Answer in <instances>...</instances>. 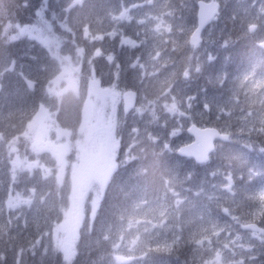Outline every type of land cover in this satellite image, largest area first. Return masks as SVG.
<instances>
[{
	"label": "trees",
	"instance_id": "trees-1",
	"mask_svg": "<svg viewBox=\"0 0 264 264\" xmlns=\"http://www.w3.org/2000/svg\"><path fill=\"white\" fill-rule=\"evenodd\" d=\"M142 1L85 0L82 7L77 5L69 12L65 11L69 0H0V19H11L13 22L24 25L31 24L37 19L38 9L42 8L40 12L42 11L44 20L53 24L64 23L74 31L73 40L70 39L68 31L60 35L61 56L67 55L70 61L81 69L82 77L90 74L89 58L93 49L101 47L105 54L115 57L112 63L107 62L103 56L92 59L96 78L102 81L101 86H108L112 82L114 73L118 71L119 75L122 74L126 78V87H131L133 82L129 80V76L135 71L131 68V64L136 61L138 53H136L137 49L122 45L120 40L124 36L132 37L137 32L140 35V25L136 22V18L131 20V23L123 24L108 16L115 13L120 6L134 4L137 7L136 4ZM248 1L250 0H228L226 8L222 5L218 15V26H216L218 32L211 40L215 60L204 64L201 73L195 74L186 83L187 88L180 89L186 97L179 101V105L184 108L183 112L193 116V112L198 110L203 113L202 117H195L192 120L197 125L219 128L229 125L233 129L235 125H238L239 115L241 117V114L247 111L255 115L257 112L264 113V106L258 102L262 96L260 91L263 92V89H256L255 93L245 92L244 87H238L237 80H234L250 66L248 52L252 42L249 39H253V36H250L251 34L247 31L250 27L248 24L255 20L248 16L249 12L246 13L241 9V6H246ZM25 4L28 6L25 7ZM162 9L168 13L159 14L165 13L172 26L191 27L195 22L196 7L185 8L180 0H167ZM224 12L226 15L223 16ZM85 24L90 26L93 34L104 33V40L90 42L80 37ZM112 31L116 32L115 37L107 35ZM7 39V33L0 36V44ZM217 41H220V45ZM225 42L226 45L222 46ZM78 48L86 50L82 57L77 53ZM201 58L202 63H206L204 62L206 57ZM11 61H14V68L9 70ZM221 69L224 70V78H220L223 74L218 76V70ZM61 73L60 63L50 58L48 51L39 41L30 39L26 35L9 45L4 51L0 50V264H64L62 252L55 247L52 239L54 228L52 225L53 221L58 223L62 215L60 212L56 216L57 206H64V208L71 206L69 196L73 190L72 182H74L73 178H70L73 155L71 153L68 156L71 160L65 169L63 181L58 183L56 181L58 168L55 160L42 153L35 157L29 140L22 137L27 120L33 114L32 109L38 110L40 103H44L52 114L50 127L60 131L75 132L77 130L82 96H76L69 91H64L59 97L48 96L42 91L47 88L48 80L61 76ZM25 79L36 81L34 91L28 89ZM220 81L221 84L218 83ZM62 87L63 85L59 83V88L62 89ZM151 96L156 100H160L161 97L153 87ZM192 97L193 103L189 106L186 101ZM205 103L211 106L207 115L204 111ZM233 105L237 107L235 111L229 109ZM22 110H27V116L21 115ZM150 117L148 115L146 118ZM154 122L159 124L160 119L155 118ZM154 126L149 128L150 132ZM162 127L163 132L155 142L147 138L139 139L136 136L132 143H135L137 150L130 148L129 136L130 133L133 134L131 129L134 128L126 124L123 132L121 129L120 133L125 136L121 138L120 150L115 158L117 167L107 180L104 198L94 222L89 218L90 201L96 189L92 181L82 201L85 218L78 229L74 264H116L114 257L117 254L130 255L132 258L128 264H172L174 261L187 264L193 244L183 235L184 238L179 239L169 252H151L146 257L139 250L130 252L129 249L122 247L117 252L111 247L113 241H118L120 213L142 197H146L149 201L157 196L163 197L164 180L172 177L179 181L174 185L178 191L192 198L195 203L202 201L206 205L203 208L199 207L204 214L207 212L211 217L219 218L226 223V226L230 223L229 218L235 216L237 228H233L235 231H242L244 229L240 228L241 223L249 221L257 213L261 216L259 226L264 230V207L260 200H256L257 196L253 199L257 189L264 184V151H261V148H264V135L255 131H242V135L250 139L251 142L248 144L253 145V149L240 147L235 152L236 155L214 152L208 163L195 165L189 159L176 156L173 146L168 149L163 147L168 144L169 132L173 127L170 126V122H164ZM182 131L184 132V129ZM145 133L147 130L141 132V134ZM12 136L18 137L16 147L21 159H36L41 165L52 169L53 175L49 179H44L38 168L31 172L27 170L16 172V181L13 182L8 151V140ZM178 139L184 143L186 137L181 136ZM129 155L134 158H129ZM228 159L234 160L231 167L226 163ZM229 175L233 183L228 189H231L232 194L230 198H224L220 194L223 201L221 204H216L218 201L215 198V185L217 181L225 180L227 183ZM32 188L36 189V194L30 205L8 209L9 195L16 192L27 198L31 195ZM135 232L136 230H132L131 233L125 231V242L130 240L131 234L134 235ZM105 234L111 238L109 241L102 239ZM262 235L264 234L259 237ZM142 238L149 239L143 232ZM164 239L171 243L174 237L169 232L167 236L166 233L159 235V240ZM159 240L155 237L150 241V245L154 247ZM258 246H264V242L258 243ZM237 251L240 258L246 254L244 246ZM163 257H166L168 261ZM256 259L259 264H264L263 256Z\"/></svg>",
	"mask_w": 264,
	"mask_h": 264
},
{
	"label": "rangeland",
	"instance_id": "rangeland-1",
	"mask_svg": "<svg viewBox=\"0 0 264 264\" xmlns=\"http://www.w3.org/2000/svg\"><path fill=\"white\" fill-rule=\"evenodd\" d=\"M180 1L185 8H192L197 0ZM219 1L224 4L223 8H226L227 0ZM165 3H167V0H143L141 3L136 4L138 5L137 7H135L134 4L131 6H120L115 13H111L108 16L110 19H112L113 15L118 16L122 10H128L127 14L129 17H131V19L117 21H121L123 24H128L131 23V20L136 18V22L140 25V35L137 32L132 37L124 36V38H121V40L130 39L133 41L135 44L134 47L127 44L125 45L128 48L137 49L136 53H138V56L136 61L131 64V68L135 70L134 72H131L129 76V80L133 82L131 87H126L127 81L122 74L119 75L118 79L114 75L112 82L108 86L104 87L100 85L102 88H108L112 85H115L116 87L114 90L120 93V96L116 99L115 103L112 102L111 97L100 100L95 123L97 125L98 133H102L108 121L113 120L116 125V138L120 141V144L122 141V136H125L124 134H121L120 131L122 129L121 132H123L126 124H129V126H132V128L137 129L138 131L136 132L131 129L133 134L130 133L129 136V140L131 138L130 148H133V150H137L135 143H132L133 140L135 141L136 136H138L139 139L147 138V140L151 142H155L158 138H160L159 136L163 132L162 124L164 122H170V126L173 127V129H179L177 136L172 137L169 135V148L173 146V148L176 149L179 145L183 144V142H180V139H178L181 136L186 137L184 143L190 141L187 139V134L183 132L182 129L185 130L190 123L194 124L192 120L195 117L199 118L203 116V113L200 112V110L196 111L195 113L193 112L194 116L189 113H185L184 116L179 114H171L165 110L164 105L175 102L178 105L179 111L183 112L184 108L179 105V101L185 99L186 97L183 93H181L180 89L187 88L188 85H186V83L190 81L195 74H200L203 65L210 63L212 60V57H210L212 55L211 40L213 37H216V32H218V28L216 26H218L217 22L219 17L215 18L212 23H210V25L203 31L202 42L193 48L188 44V37L194 28L195 22L191 27H183L181 25L172 26V24L167 20V15H165V13L161 15L159 14L162 12H167L162 9ZM241 9L246 13L249 12L248 16H251V18L255 20L248 25H254L256 27L253 31L256 35L260 33L258 40L264 39V0H250L246 2V6L242 5ZM40 10H42V8L38 9L37 13L40 12ZM224 15H226L225 12L223 13V16ZM43 16L44 15H42V17L37 16V19L34 23L26 25L35 26L36 28L42 29L44 36H56L59 37L61 41L60 35L67 32L63 27H61V25L65 24L60 22L53 24L52 22L44 20ZM257 19H261V21L258 22ZM161 21H163V25L167 26L170 31H163V27L160 30L156 29V24L160 23ZM72 33H74L73 30ZM26 36L30 39H34L29 35ZM250 36H252V34ZM80 37H83L82 33L80 34ZM70 39H74V35L71 33ZM34 40L40 42L38 39ZM225 45V43L222 44V46ZM59 51L60 55H62L61 50ZM157 53H159L158 56L156 55ZM250 54L257 56L263 55L255 46L253 47ZM203 56L206 57V61H204L206 63H202L201 57ZM71 64L78 70L73 75L76 79V88L78 89L79 95L73 91V85L70 80L62 78L60 79L59 83L63 85L62 89H66V91L74 93L76 96H82L83 98L87 93L86 86L89 75L87 77H82L81 69L78 66L76 67L72 62ZM133 65L135 66L133 67ZM60 66L63 72V66L61 64ZM251 67L252 68L247 72L240 74L234 79L237 80L238 87H244L245 92H250V85L253 82L258 81V78L259 81L262 80L261 78L264 79V74L256 76L258 72L255 71L256 67H261L264 69V65L261 60L258 61L256 66L252 64ZM185 71L188 72L187 77L183 75ZM221 74L219 73L218 76L220 77ZM245 76L249 77V80L246 82L244 81ZM224 77L225 74H223L220 78ZM218 83L221 84L222 82L220 81ZM163 86L166 87L163 88ZM152 87L159 92L161 96L160 100H156L151 96ZM125 89H134L139 95L137 105L133 111L127 115H124L121 111V94ZM245 92H242V94H245ZM260 95H264V89L263 92L260 91ZM193 99V97L188 99L186 104L191 106L193 103L191 101ZM236 108L237 107L233 105L229 109H234L235 111ZM248 112L251 111H247L246 113L241 114V117L240 115L237 117L239 122L238 125H235L233 129H231L229 125L220 126L221 129H225L231 133L232 143L227 146L221 145L217 147L218 150H216V152L218 154L236 155L235 152L238 151L240 147L253 149V145L248 144V142H251L250 139H247L244 135H242V131H240V129H243V131H249V128L253 124H258L259 117L264 115V113L261 114L257 112L256 115L252 114L249 117L246 116ZM205 114L207 115V111ZM148 115L151 117L146 118ZM155 118L160 119L159 124L154 122ZM48 124L49 123L37 127L35 133V143L38 147L37 151L33 150V141L29 140L30 145H32V150L35 152L34 156L37 157L38 154L41 153L44 155L47 154L55 160L56 167L58 168V164L51 146L58 143L67 145V151L64 155V160L66 163L63 168L62 181L63 177L65 176V169L68 166V162L71 160V158L68 159V156L72 153L74 160H72L73 162L71 161V166L73 169L71 170L72 173L70 178H73V186L83 175L88 174L92 177L91 181L93 182V185L96 186V191L99 188V184L96 181V176L101 175L103 169L102 161L96 157V144L98 139L93 138L90 140L85 135H82L80 130V121L75 132H69L68 130L60 131L55 127H50V124ZM152 125L155 126L150 132L149 128ZM146 130L147 133L141 134L142 131ZM58 132L63 134L60 141L57 140ZM133 135L134 137H132ZM22 137H24L23 134ZM149 137H152L153 139H149ZM239 144L242 146H239ZM57 151H59V149H57ZM27 160L29 162L37 161L36 159ZM36 169L38 168H35L32 171ZM18 171L20 170L18 169L17 172ZM226 184L227 183H225V180L222 182L217 181V184L215 185V198L218 202L216 204H221L223 201V197L220 194H222L224 198H230V195L232 194L230 192L231 189H228V187L226 188ZM261 190H264V184H262L257 189L253 199L255 196H257L256 200L259 201L258 197ZM175 191L178 192L179 195L173 197L171 193H169L166 200V204L172 213V216L167 221V224L171 225V227H169L167 231H164V229L153 228L150 224L142 223L139 226L141 234L143 232L147 238L156 237L158 240L159 235L166 233L167 236V232L172 234L174 238L179 237V239H181L185 237L190 243L193 244L192 248H190V260L187 264H259L258 259H256L255 256H252V249L258 246V243L264 242V235L262 237H258V234L251 231H235L233 228H237V218L235 216L229 218L230 223L228 226H226V223L221 221L219 218H213L207 212L204 214L203 210L199 208L200 206L202 208L203 206H206L204 203H202V201H197V203H195L192 198L183 195L176 188ZM16 194L17 193L14 192L11 196L15 197ZM58 198H60V196ZM154 200L155 199L150 201ZM177 200L180 201L179 204L176 203ZM8 209L10 208L8 207ZM65 209H67V207L64 208V206H57V210L55 211L56 216L59 215L60 212L62 215L58 220V223L53 221L52 225L54 226L52 239L55 247L62 252V255V249L69 246L75 247L77 240V235L73 232L72 224H65L63 212ZM219 210L221 212V209ZM228 216L229 215L227 214V217ZM257 218L258 215L255 213V216L250 218L248 222L244 221L241 223L240 228L243 229L244 224L249 223ZM58 225L63 226L59 232L57 231ZM145 227L149 228L150 231L144 232L143 229ZM133 230L136 229L134 228ZM172 231L173 233H171ZM132 236L133 235L131 234L130 239ZM61 241L64 243L61 244ZM241 246L246 248V254L242 255L240 258L238 257L237 249ZM163 259L167 260L166 257H163ZM172 264H180V262L174 261Z\"/></svg>",
	"mask_w": 264,
	"mask_h": 264
},
{
	"label": "snow or ice",
	"instance_id": "snow-or-ice-1",
	"mask_svg": "<svg viewBox=\"0 0 264 264\" xmlns=\"http://www.w3.org/2000/svg\"><path fill=\"white\" fill-rule=\"evenodd\" d=\"M77 5H80V0H72V4L68 6V11L70 12L74 9ZM28 5L25 4V7ZM82 7V5H80ZM128 10H122L119 15H113V20H130L131 17L127 14ZM215 9H211L208 12V16L211 17ZM37 16L42 17V11L37 13ZM201 23L204 22V13H203V6L201 11ZM11 26L5 29V33L8 35V39L10 41H16L25 35H29L34 39L40 40L41 44L46 48L49 53L50 58L53 61H58L63 66V72L61 76L55 77L54 79L48 80V86L46 89H42L48 96H61L66 89L59 88V81L62 78H66L70 80L73 85V91L79 95L78 89L76 88V79L74 77V73L78 71L74 68L71 64L70 58L67 56L60 55V48H61V41L59 37L56 36H44L43 30L36 28L35 26L24 25L20 23L13 22L11 19ZM66 31L69 30L67 25H61ZM156 29L160 30L163 27V31L168 32L170 29L167 26L163 25V21L156 24ZM198 33L199 29L196 30L192 34L191 37V45L192 47H196L198 44ZM82 35L83 38L86 40L92 41H99L102 42L105 38L104 33L97 32L95 34L92 33L90 30V26L85 24L82 28ZM110 37H115L116 32L112 31L107 33ZM122 45H130L135 46L134 42L130 39H122ZM226 44V42H225ZM78 55L81 57L86 53V50L83 48L77 49ZM157 56L159 53L156 54ZM103 56L107 62L112 63L115 60V57L111 54H105L101 47H96L93 49L91 53V57L89 58L90 64V74L87 78V93L86 96L81 99V107H80V130L82 135H85L90 140L93 138H97L98 142L96 144V157L102 161L103 169L102 174L96 176V181L99 184V188L95 191L94 195L91 199V209H90V220L92 222L95 221L96 216L98 215L99 208L102 204L104 194L106 191V183L108 178L111 176L113 170L117 167L114 160L120 150V141L116 138L115 134V122L113 120H109L108 123L105 125L104 130L102 133H98L97 125L95 123L96 114L99 106V102L102 99H106L111 97L112 102L115 103L116 99L120 96V93L116 92L115 85H112L108 88H102L101 80L96 78L95 74V67L92 65V59L99 58ZM211 59V58H210ZM135 65H133L134 67ZM14 68V61L10 62V69ZM119 65L117 64V69ZM115 77L119 78V72L117 71L114 73ZM185 77L188 76V72L185 71L183 73ZM249 77L245 76L244 81H248ZM26 86L30 91H34L36 87V81L25 79ZM243 83V82H242ZM256 89H264V80L253 82L250 85L249 91L255 93ZM124 99V106L125 111L130 109L135 101V93L128 91L123 93ZM262 106H264V96H261L258 101ZM165 110L171 114H179L184 116L185 113L179 111L178 105L175 102L170 104L164 105ZM205 111H210L211 106L207 103L204 104ZM32 116L28 118L27 125L25 127L24 132L22 133L26 140L33 141V150L37 151L38 147L35 143V133L37 127L47 124L51 121V112L46 107L44 103H40L37 109H32ZM22 116H27V110L21 111ZM252 113L248 112L246 116H251ZM190 131H194L196 133V141L191 145H186L183 148H180L179 151L181 153H186L188 155H194L195 159L200 163H206L209 159V152L213 148L214 138H220L223 140H228L231 136V133L225 129H218L216 127H205L202 129L197 130L196 128H190ZM134 132L138 131L137 129H133ZM243 131V129H240ZM258 132L261 135H264V115H261L258 119V124H253L249 128V132ZM179 129H172L169 132V135L175 137L178 135ZM62 133L58 132L57 140L60 141L62 137ZM149 139H153L149 137ZM18 137L12 136L11 139L8 140V151L10 154V165L12 171V180L13 182L16 181V172L17 170H27L31 172L35 168L40 169V174L44 179H49L52 175V169L46 166H43L39 163V161L29 162L27 159H21L18 154V150L16 147ZM52 150L54 152L57 164H58V171L56 173L57 182H61L62 180V173L63 168L66 163L64 160L65 152L67 151V145L62 143H58L52 145ZM165 149L170 147V144H165L163 146ZM59 149V151H57ZM261 151H264V148H261ZM129 158H134L129 155ZM91 179L92 177L88 174L83 175L78 182H76L73 186L72 193L69 196L71 201V206L65 210L64 217H65V224L71 223L73 226V232L78 236V229L82 226L84 218H85V210L82 207V201L84 200L85 194L88 192L91 186ZM179 183L177 178L172 177L170 179L164 180L165 185V192L163 198L157 196L154 201H149L146 197H142L140 200L134 201L128 208L124 209L119 217V227H118V241H113L111 247L115 249L117 252L124 247L129 249L130 252H136L137 250L141 251L143 256L146 257L151 252L161 253V252H169L173 245L179 241V237H175L172 242H168L167 239L159 240L156 242L155 246L152 247L150 245V241L155 239L153 237H149L148 240L142 238V234L139 230V226L143 224H150L153 228H161L164 231H167L171 225L167 224V221L172 216L169 207L166 204L167 196L169 193L173 197L179 195L178 192L175 191L174 185ZM233 181L231 176L227 177V184L226 188L232 185ZM31 195L27 198H24L20 193H17L15 197L9 195L8 197V207L16 208L21 205H30L33 201V198L36 194V189H30ZM259 200L261 202L262 207H264V190H261L259 194ZM43 199V198H41ZM177 204L180 201H176ZM62 225L57 226V231L59 232L62 228ZM136 229L135 234L132 236L130 240L125 242L124 233L125 231L131 233L133 229ZM91 228L89 229V231ZM144 232H149L150 229L145 227L143 229ZM103 240L109 241L111 238L105 234L102 237ZM64 242L61 241V244ZM63 255L62 259L64 264H74V257L76 256L77 252L74 246H69L62 249ZM132 257L130 255L126 256L123 254L115 255L114 259L116 264H128V261Z\"/></svg>",
	"mask_w": 264,
	"mask_h": 264
},
{
	"label": "water",
	"instance_id": "water-1",
	"mask_svg": "<svg viewBox=\"0 0 264 264\" xmlns=\"http://www.w3.org/2000/svg\"><path fill=\"white\" fill-rule=\"evenodd\" d=\"M202 6H203V13H204V22L201 23V11H202ZM218 8H219V4L214 1V0H210V1H198L197 2V11H196V27L194 28V30L191 32L190 36H189V39H188V42L189 44L191 45V37H192V34L194 32H196L197 29H199V33H198V43L201 41V34H202V31L203 29H205V27L208 25V23L211 21V19L218 14ZM211 9H215V12L213 13V15L211 17L208 16V12L211 10ZM259 47L264 51V41L259 43L258 44ZM192 46V45H191ZM128 91H131V92H134L135 93V101H134V104L133 106L128 109L127 111H125V106H124V99H123V93L125 92H128ZM121 94V98H122V110H123V113L124 114H128L133 108L134 106L136 105V102H137V92L135 90H132V89H128V90H125ZM196 128L197 130L199 129H202V128H205V127H199L195 124H191L189 125L187 128H186V133L188 134V136L191 137V141L189 143H186V144H183V145H180L177 150H176V154L179 156V157H182V158H191L193 159V161L196 163V164H203V163H200L198 162L196 159H195V156L194 155H188L186 153H181L179 151L180 148H183L185 147L186 145H191L193 143H195L196 141V133L194 131H190L189 129L190 128ZM229 140V139H228ZM228 140H223V139H220V138H214V142H213V148L212 150L209 152V155L210 153L214 150V147H215V141H228ZM246 229L248 230H257V231H260L262 232V229L257 226L255 223H249L245 226Z\"/></svg>",
	"mask_w": 264,
	"mask_h": 264
},
{
	"label": "clouds",
	"instance_id": "clouds-1",
	"mask_svg": "<svg viewBox=\"0 0 264 264\" xmlns=\"http://www.w3.org/2000/svg\"><path fill=\"white\" fill-rule=\"evenodd\" d=\"M72 4V0H69L66 8H65V11H68V6ZM85 4V0H80V5H84ZM79 5V6H80ZM11 26V21L10 20H7V19H0V36L4 35L5 34V29H7L8 27ZM69 33L73 34L72 33V29L69 28L68 30ZM16 41H10L9 39H7L5 42H3L2 44H0V50H5L9 45H11L12 43H15ZM226 163L228 164L229 167H231L234 163V160L233 159H228L226 160Z\"/></svg>",
	"mask_w": 264,
	"mask_h": 264
},
{
	"label": "flooded vegetation",
	"instance_id": "flooded-vegetation-1",
	"mask_svg": "<svg viewBox=\"0 0 264 264\" xmlns=\"http://www.w3.org/2000/svg\"><path fill=\"white\" fill-rule=\"evenodd\" d=\"M251 31H254V28H251L250 29ZM261 52V51H260ZM261 54H262V52H261ZM259 60H261L262 61V55L261 56H257V55H252V61L254 62V63H258V61ZM261 218V216H258V218L257 219H254L253 220V222H255V223H257L258 225H260L259 224V219ZM254 233H256V234H258L259 235V233H257V232H254ZM261 235V234H260ZM259 235V236H260ZM258 236V237H259ZM264 246H256L254 249H252V256H255V258H258L259 256H263L264 257ZM190 260V259H189Z\"/></svg>",
	"mask_w": 264,
	"mask_h": 264
}]
</instances>
